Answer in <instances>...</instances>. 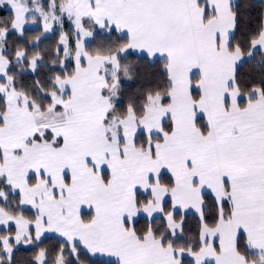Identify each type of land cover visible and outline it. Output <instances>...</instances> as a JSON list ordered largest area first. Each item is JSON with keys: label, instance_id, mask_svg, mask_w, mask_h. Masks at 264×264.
I'll use <instances>...</instances> for the list:
<instances>
[{"label": "snow or ice", "instance_id": "1", "mask_svg": "<svg viewBox=\"0 0 264 264\" xmlns=\"http://www.w3.org/2000/svg\"><path fill=\"white\" fill-rule=\"evenodd\" d=\"M0 264H264V0H0Z\"/></svg>", "mask_w": 264, "mask_h": 264}]
</instances>
